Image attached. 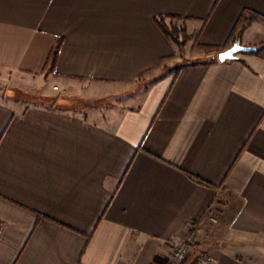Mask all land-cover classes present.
Returning a JSON list of instances; mask_svg holds the SVG:
<instances>
[{"label":"crops","instance_id":"obj_1","mask_svg":"<svg viewBox=\"0 0 264 264\" xmlns=\"http://www.w3.org/2000/svg\"><path fill=\"white\" fill-rule=\"evenodd\" d=\"M245 10L264 0H0V264H164L188 234L264 264V57L219 60Z\"/></svg>","mask_w":264,"mask_h":264},{"label":"trees","instance_id":"obj_2","mask_svg":"<svg viewBox=\"0 0 264 264\" xmlns=\"http://www.w3.org/2000/svg\"><path fill=\"white\" fill-rule=\"evenodd\" d=\"M258 20L262 21L264 23V17L263 16L255 13V12L249 11V10L243 11V13L241 14V16L237 22V25H236L233 33L231 34L229 43L232 42L234 44L237 40H239L241 38L242 31H243L244 27L246 26L247 22L258 21ZM157 23L163 29V31L169 37H171V39H173V41H175L179 45H182L183 42H180L179 37L177 36V32H175L174 30L171 31L168 27H166V25L164 23V19H158ZM60 44H61L60 41L57 42V44L52 49L50 56L47 60L46 66L49 67L50 71H54V69L56 67V64L58 61ZM258 54L264 57V47L261 51L258 52ZM207 61L208 60H205V62H207Z\"/></svg>","mask_w":264,"mask_h":264},{"label":"built area","instance_id":"obj_3","mask_svg":"<svg viewBox=\"0 0 264 264\" xmlns=\"http://www.w3.org/2000/svg\"><path fill=\"white\" fill-rule=\"evenodd\" d=\"M211 256L198 247L192 234L181 239L164 264H209Z\"/></svg>","mask_w":264,"mask_h":264},{"label":"rangeland","instance_id":"obj_4","mask_svg":"<svg viewBox=\"0 0 264 264\" xmlns=\"http://www.w3.org/2000/svg\"><path fill=\"white\" fill-rule=\"evenodd\" d=\"M170 30L172 31V30H174L175 32H177V36L179 37V40H180V42H183L182 43V45H180L181 47H183V46H185L186 44H187V42H189V40H191V39H193V38H195L193 35H188L187 33H186V30L185 29H182V27H177V26H172L171 28H170ZM263 46H264V44H263ZM207 51H208V48H207ZM150 84V83H149ZM148 86V85H147ZM47 87V86H46ZM52 88H53V91H55L54 93H55V96L54 97H56L57 99H61V100H63L62 102H60L57 106L58 107H64V108H67V107H73V108H80L81 107V105L82 104H80V103H78V104H76L75 102L73 103V104H71V101H70V99L69 98H66V96H68V95H70V94H68V93H66V92H62V91H59V90H57L58 88H57V86H52ZM9 93V95H11V96H16V97H20V96H26V94H21L22 92H20V91H11V92H8ZM55 98V99H56ZM54 99V98H53ZM53 99H51V100H49V102H52L53 101ZM65 100H68V102H70V104L69 103H65L64 101ZM63 103V104H62ZM95 104H97V105H117V104H124V105H128V104H130L131 102H129L128 100H127V98L126 97H124V96H119V95H117V96H110V97H108V98H105V99H100V100H97V101H95L94 102ZM50 104V103H49ZM84 104L85 103H83V105L82 106H84ZM56 105V104H55ZM85 107V106H84Z\"/></svg>","mask_w":264,"mask_h":264},{"label":"water","instance_id":"obj_5","mask_svg":"<svg viewBox=\"0 0 264 264\" xmlns=\"http://www.w3.org/2000/svg\"><path fill=\"white\" fill-rule=\"evenodd\" d=\"M263 45L261 46H248L242 43L239 39L237 40L231 47L222 51L219 54V60L221 62H227L231 60H237L239 58V54L241 53H258L263 49Z\"/></svg>","mask_w":264,"mask_h":264}]
</instances>
